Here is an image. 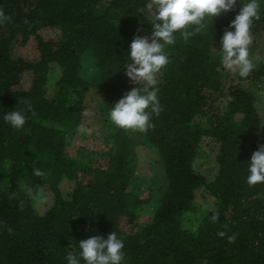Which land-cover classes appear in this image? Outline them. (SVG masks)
Returning <instances> with one entry per match:
<instances>
[{"label": "trees", "instance_id": "trees-1", "mask_svg": "<svg viewBox=\"0 0 264 264\" xmlns=\"http://www.w3.org/2000/svg\"><path fill=\"white\" fill-rule=\"evenodd\" d=\"M147 2L0 0V264H67L80 240L113 231L124 264H264V183H247V162L264 144V7L245 78L220 61L238 7L189 42L177 37L158 74L162 110L140 132L108 114L139 86L124 63L136 35L151 39ZM11 110L25 114L22 129L3 120ZM89 120L98 128L76 146ZM204 143L213 176L193 167ZM139 148L158 154L160 173L141 168ZM63 180L73 184L68 198ZM45 189L53 200L39 215L33 198ZM150 203L154 220L136 231ZM186 216H198L197 233L183 227Z\"/></svg>", "mask_w": 264, "mask_h": 264}, {"label": "clouds", "instance_id": "clouds-1", "mask_svg": "<svg viewBox=\"0 0 264 264\" xmlns=\"http://www.w3.org/2000/svg\"><path fill=\"white\" fill-rule=\"evenodd\" d=\"M237 7L234 19L220 37V61L226 70L245 78L255 68L249 46L251 29L264 7L260 0H148L145 8L152 13L148 17L153 25L151 39L136 35L124 63L126 76L139 86L112 104L108 114L110 121L125 130L146 132L151 128L152 116L162 110L157 76L169 63L166 50L176 43L178 36L189 42L196 34L208 32L217 17ZM3 19L6 17L0 11V21ZM3 120L14 129H22L26 116L22 111L11 110L3 115ZM247 164L248 185L264 183V144L252 153ZM35 174L41 175V172L36 169ZM234 239L235 236L229 237L230 241ZM124 248V240L113 231L107 238L97 235L80 240L77 249L65 260L67 264H124Z\"/></svg>", "mask_w": 264, "mask_h": 264}, {"label": "rangeland", "instance_id": "rangeland-1", "mask_svg": "<svg viewBox=\"0 0 264 264\" xmlns=\"http://www.w3.org/2000/svg\"><path fill=\"white\" fill-rule=\"evenodd\" d=\"M51 76L53 78L57 77L55 72H53ZM157 79L161 80V76L158 75ZM83 128L85 129V131H80L79 134L76 136V139H77V141H75L76 146L81 145L86 140L89 141L92 133L98 128V125L93 120H89ZM138 158H139L141 168H145L146 173L147 175H149V177L155 176L154 173L160 171L159 166H153L159 161L158 154L154 150L139 148ZM149 167H151V170ZM193 167L195 170L203 174H210L212 176L216 174L217 166H216V163L213 157L212 146L204 143L200 147L197 158L193 164ZM72 186L73 184L71 182L67 180L62 181L61 189L63 191L64 197L66 198L69 197L68 195H70ZM201 199L198 200V203ZM52 200H53V194L48 189L40 191L37 195H35L33 198V205L35 207L36 213H38L39 215L43 214L46 208L51 206ZM213 202H214V199L207 195V196H204L205 204L202 203V200L200 203L203 204L204 206L211 208L213 206ZM154 216H155V210L153 207V203H150L149 205L146 206L145 209H143L139 213L138 219L136 221V231L140 232L143 225L153 222ZM199 222L200 221H199L198 216H186L184 218L183 227L188 232L191 231L193 233H197L199 230V225H200Z\"/></svg>", "mask_w": 264, "mask_h": 264}]
</instances>
